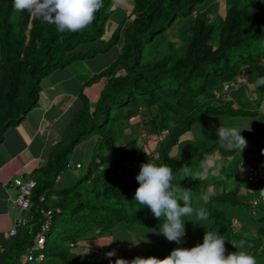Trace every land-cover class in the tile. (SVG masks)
<instances>
[{
    "label": "trees",
    "instance_id": "obj_1",
    "mask_svg": "<svg viewBox=\"0 0 264 264\" xmlns=\"http://www.w3.org/2000/svg\"><path fill=\"white\" fill-rule=\"evenodd\" d=\"M213 1L133 0L131 12L121 16L106 41L102 37L113 0H102L93 23L84 30L63 33L27 10L17 11L14 0H0V143L5 132L20 124L35 107L44 78L75 61L119 47L114 61L85 83L102 81L97 100L92 104L83 92L79 94V106L65 142L59 143L36 171L27 222L18 225L4 264H115L117 258L131 261L137 256H168L172 250L110 258L106 255L108 247L76 250L89 236L111 235L118 226L129 235L137 227L163 223L164 217L156 218L134 201L139 187L136 176L141 165L149 161L170 166L173 186L190 189L192 206L206 209L209 221L225 240L228 254L238 250L232 244L244 241L248 254L264 256V214L256 213L259 207L264 210V200L252 205L253 200L261 198L264 179L249 181L245 175L248 167L264 168L252 164L264 162V156H242L238 150H226L219 140L182 139L206 116L252 113L234 107L232 92L247 89L250 84L252 90L264 94V85L256 83L264 77V0L243 5L234 0L223 16L217 14V24L212 21V8H208ZM179 18L190 21L184 26L183 48L168 41L165 53L145 60L146 47ZM242 71L246 82L224 90L226 84L237 82ZM239 95L236 99L241 103ZM143 113L149 119L150 131L160 137L151 151L139 146L132 132L131 122ZM261 130L264 122L241 135L247 144L264 143ZM78 147L81 155L73 159ZM213 154L220 161L226 160L217 172L213 170L216 161L207 160ZM71 161L80 167H69ZM126 164L128 167L120 170ZM243 165H247L243 174L250 185L246 190L252 194L250 199L240 193V187H226ZM66 170L78 171V176L68 186L57 188ZM203 196L208 197L207 203ZM226 205L245 206L249 219L259 224L247 230L238 220L239 226L234 227L233 216L221 208ZM187 217L182 218L185 229ZM38 235L43 237L41 247L28 252L35 247ZM202 243L186 242V248ZM26 255L31 258L23 260Z\"/></svg>",
    "mask_w": 264,
    "mask_h": 264
},
{
    "label": "rangeland",
    "instance_id": "obj_2",
    "mask_svg": "<svg viewBox=\"0 0 264 264\" xmlns=\"http://www.w3.org/2000/svg\"><path fill=\"white\" fill-rule=\"evenodd\" d=\"M234 0H227L224 1L222 8H219L218 1L214 0L211 3L212 9V21L214 23H218L219 15L218 10L221 9L220 15H224L226 9L232 4ZM239 2L240 5L248 3L250 0H236ZM215 2V3H214ZM133 6V0H113L112 3V13L110 19L106 22L104 35L102 37L103 40H109L111 37L112 32L115 30L117 23L121 16L128 15L131 12ZM188 19V18H187ZM180 18L175 22V24L168 28L167 31L165 30L164 33L159 35L156 41L153 44H150L146 47L144 51V59L151 61L157 57V54L160 55L161 53H165L167 51L166 44L168 41L174 42V46L177 48H183V37H184V26L189 25L190 21ZM159 44L160 48L156 49V45ZM119 47H112L106 53L98 54L96 57L80 60L81 62H77V66H71L67 71L69 73H73L76 70H83L89 69L91 75L93 72H97L100 69L105 68L108 64L114 61L117 56V51ZM60 73H66V71L61 72V70L54 71L49 77H56ZM86 73V72H85ZM90 75V74H89ZM48 77V76H47ZM84 78L81 74H78L77 78ZM47 78H44L40 82V89L43 87V84ZM249 86V87H248ZM252 86L249 84L247 88H251ZM246 88H242L239 92L234 91L232 92V97L234 102V107H241L247 111H251L252 113L246 115H235L230 116L227 114L223 115H209L204 117L201 120H198L193 125L191 131L187 132L183 139L186 140H194V139H202L206 141H215L218 140L219 137L217 135V129L222 125L224 126H239L242 128H247L249 126L250 130H242L243 131H254L257 128V124L259 122H264V94L259 92H253V94H247L244 92ZM252 91V90H251ZM238 93L240 94V99L242 100L241 103L237 101ZM218 92L216 93V95ZM145 113H143L140 117L133 119L131 124L133 125V136L137 139V143L142 148H145L147 151H151L154 148V143L157 137L150 131L149 126V119L145 117ZM129 131V130H128ZM261 137H264V130H261ZM242 156L244 153L248 154L250 158L261 157L264 156V143H260L259 141L250 142L247 146L241 151ZM81 155L80 147H78V151L74 152L73 159L79 158ZM208 161L215 162L216 167L213 169L215 172L218 171L220 165L224 164L226 160H222L218 158L217 154H213L208 157ZM207 161L203 163L205 165ZM252 164L258 166H264V162L262 161H253ZM247 165H243L239 168V173L237 176L231 178L227 183V189H232L236 186L240 187V193L244 194L245 198H252V194H248L246 192L249 191L250 185L246 181L244 176V170ZM127 168L128 164L121 167L120 170L123 168ZM119 173V172H118ZM212 175L219 176L215 173H211ZM78 176V171L74 172L72 170H66L62 175L61 180L57 183L56 187H65L71 184L73 180ZM258 193V191H257ZM256 193V194H257ZM49 198L51 193L48 194ZM16 196V194H15ZM250 197V198H249ZM222 210L228 216H235L239 221H241L245 227V229L249 230V228H253L257 226L259 222L254 219H249V212L243 205L231 207V206H221ZM257 216L264 214V210H261L260 207L256 209ZM193 220V221H191ZM195 217H187L186 224H187V239L186 242L190 241H203V237L206 232V227L199 222H194ZM211 229L215 230L214 225L212 224L209 219L205 222ZM159 226L155 227H137L133 234H126L123 230L122 226H118L116 230L111 235H106L102 233H98L93 236H89L86 240L80 242L79 246L76 248L78 252L82 251H89V250H100L102 247H108L109 252L115 251L116 254L119 255H146L149 250L156 251L157 253L166 252V249L173 250L178 248V243L170 242L163 237L162 234L159 232ZM249 235V234H248ZM130 236V239H129ZM155 236V237H149ZM142 240H146L144 242H140ZM111 242V243H110ZM110 243V244H109ZM137 243V244H133ZM176 247V248H175ZM256 260V264H264V256L254 257Z\"/></svg>",
    "mask_w": 264,
    "mask_h": 264
},
{
    "label": "clouds",
    "instance_id": "obj_3",
    "mask_svg": "<svg viewBox=\"0 0 264 264\" xmlns=\"http://www.w3.org/2000/svg\"><path fill=\"white\" fill-rule=\"evenodd\" d=\"M17 11L27 10L43 21L55 25L57 31L77 32L91 25L97 11L102 7V0H14ZM256 83L264 85V77ZM250 130L239 126H224L217 129V135L222 147L226 150L241 152L247 141L241 135L242 130ZM139 187L135 191L134 201L147 207L156 218L164 217L159 232L170 242L180 243L185 233L183 217H195L206 227L203 243L192 248H176L163 259L150 256H137L131 261L117 258L115 264H256L255 258L244 250V241L232 244L235 252L225 255V240L218 230L206 225L208 213L204 207H193L190 189H177L173 186L172 168L168 165H157L147 162L141 165L136 176ZM264 197V190H260ZM207 203L208 197H202ZM181 201L183 206H181ZM193 221V220H191ZM111 243V242H110ZM109 243V244H110ZM137 244V243H133ZM109 258L116 255L115 251L106 254Z\"/></svg>",
    "mask_w": 264,
    "mask_h": 264
},
{
    "label": "crops",
    "instance_id": "obj_4",
    "mask_svg": "<svg viewBox=\"0 0 264 264\" xmlns=\"http://www.w3.org/2000/svg\"><path fill=\"white\" fill-rule=\"evenodd\" d=\"M217 1L219 8H222L221 5L227 0ZM220 10L218 13H221ZM77 62L81 61H75L61 70L66 73L46 77L35 107L20 124L5 132L0 143V264L5 263V256L8 257L12 250L15 235L9 236V230L18 219L26 216V213L15 210L10 201V198L17 194V189L11 185L12 178H34L36 171L46 163L50 153L59 143L65 142L67 129L79 106V94L83 92L93 104L103 87L102 81L85 84L102 69L92 75L88 68L69 73L67 70L71 66H77ZM78 74L84 78H77ZM251 90L247 88L245 93L253 94L254 91ZM233 219L238 221L235 216ZM18 229L19 226H16V231Z\"/></svg>",
    "mask_w": 264,
    "mask_h": 264
},
{
    "label": "built area",
    "instance_id": "obj_5",
    "mask_svg": "<svg viewBox=\"0 0 264 264\" xmlns=\"http://www.w3.org/2000/svg\"><path fill=\"white\" fill-rule=\"evenodd\" d=\"M246 82V76H245V71H242L241 74L238 75L237 77V82H231L229 84H226L224 86V90L230 89V88H236L238 87L239 83H245ZM219 93L217 94V96ZM75 166V168H79L80 164L79 163H73L71 161L68 166ZM246 177L248 178L249 181H258L259 179H264V168H253V167H248L246 170ZM11 185L14 186L17 189V194L13 198H10V201L12 203V206L15 210L21 212V213H27L29 208L31 207V192L32 189L35 185V181L33 178H26L22 179L21 177H14L11 180ZM40 199H43L42 197ZM260 200H264V197L257 198L252 201V205H256ZM49 215V213H47ZM27 222V217L24 216L21 219H18L16 221V224L12 226V228L9 230L8 235L9 236H14L16 234V226L18 225H24ZM233 226L238 227L239 223L237 220H233ZM47 227V225L44 226V228ZM43 242V237L41 235H38L36 237V243L35 247L31 248L29 251L41 247ZM178 248H186V234L181 238V242L178 243ZM227 251L225 252V255H227ZM31 257L29 255H26L23 260L30 259Z\"/></svg>",
    "mask_w": 264,
    "mask_h": 264
}]
</instances>
